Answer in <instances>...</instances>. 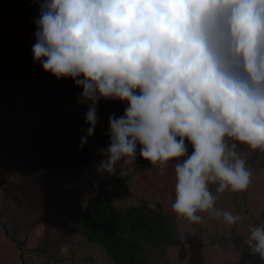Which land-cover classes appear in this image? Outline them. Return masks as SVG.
Listing matches in <instances>:
<instances>
[{
    "label": "clouds",
    "instance_id": "obj_1",
    "mask_svg": "<svg viewBox=\"0 0 264 264\" xmlns=\"http://www.w3.org/2000/svg\"><path fill=\"white\" fill-rule=\"evenodd\" d=\"M34 22L33 62L82 86L79 146L101 98L127 102L108 117L98 172L127 175L139 144L161 175L172 163L177 216L237 223L215 203L252 182L238 145L264 153V0H43ZM244 243L264 259V222Z\"/></svg>",
    "mask_w": 264,
    "mask_h": 264
},
{
    "label": "rangeland",
    "instance_id": "obj_2",
    "mask_svg": "<svg viewBox=\"0 0 264 264\" xmlns=\"http://www.w3.org/2000/svg\"><path fill=\"white\" fill-rule=\"evenodd\" d=\"M42 3L0 0V124L16 116L10 134L20 136L15 144L0 142V176L7 179L0 188V222L8 230L5 234L0 227V264H111L99 246L69 228L65 208L79 211L103 183L120 176L119 168L117 174L108 175L98 172L97 165L110 143L108 117L121 116L127 102L101 98L94 131L108 139L93 133L79 146L85 135L81 129L88 127L81 123L87 105L78 103L82 86L72 78L57 79L33 62L34 21ZM4 83L6 87H1ZM10 100L18 107L5 113L1 102ZM237 151L247 156L252 182L247 191L221 193L215 207L239 220L229 226L205 212L198 213L202 219L197 224L178 216L180 243L168 249L169 264H264L244 243L250 226L264 222V153L250 152L246 145H238ZM65 157L77 158L71 159L76 171L72 179L63 167ZM43 164L49 167L38 170ZM121 165L127 172L134 167V163ZM174 185L171 162L161 175L160 165L148 161L131 181L112 188L109 196L120 208L145 200L171 212ZM215 187L211 186L213 194Z\"/></svg>",
    "mask_w": 264,
    "mask_h": 264
},
{
    "label": "trees",
    "instance_id": "obj_3",
    "mask_svg": "<svg viewBox=\"0 0 264 264\" xmlns=\"http://www.w3.org/2000/svg\"><path fill=\"white\" fill-rule=\"evenodd\" d=\"M6 85L4 83L1 87H6ZM1 107L3 112L11 113L18 107L17 101L1 102ZM16 124V116L0 124V142L6 145L19 142V135L10 134ZM94 136L101 140L108 139L96 131H94ZM186 143H188L187 140ZM189 152H191V147H189ZM71 159L77 158L65 157L63 164L69 179L74 178L76 174ZM82 162H85V158H82ZM57 163L62 165V161ZM147 163V160L139 156V149H137L136 162L127 175L115 176L103 183L101 189L79 211L71 210L69 206L65 208L69 228L83 236L88 242L99 246L111 264H169L168 249L180 243L176 228L178 216L172 210L167 212L159 205L151 207L145 200L137 206L120 208L109 196L112 188H118L131 181ZM47 167L49 165L43 164L38 170ZM6 183L5 176H0V188L5 187ZM0 227L3 228L5 234H8L5 224L0 222Z\"/></svg>",
    "mask_w": 264,
    "mask_h": 264
}]
</instances>
